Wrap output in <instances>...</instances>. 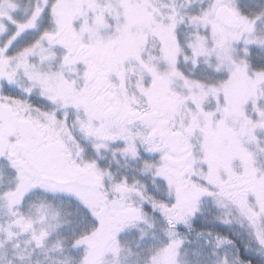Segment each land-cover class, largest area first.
Masks as SVG:
<instances>
[{
  "label": "snow or ice",
  "instance_id": "obj_1",
  "mask_svg": "<svg viewBox=\"0 0 264 264\" xmlns=\"http://www.w3.org/2000/svg\"><path fill=\"white\" fill-rule=\"evenodd\" d=\"M0 264H264V0H0Z\"/></svg>",
  "mask_w": 264,
  "mask_h": 264
}]
</instances>
